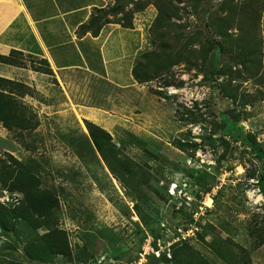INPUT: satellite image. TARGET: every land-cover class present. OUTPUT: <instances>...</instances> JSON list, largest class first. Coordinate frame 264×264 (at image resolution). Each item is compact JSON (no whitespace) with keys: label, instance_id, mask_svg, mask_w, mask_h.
<instances>
[{"label":"rangeland","instance_id":"rangeland-1","mask_svg":"<svg viewBox=\"0 0 264 264\" xmlns=\"http://www.w3.org/2000/svg\"><path fill=\"white\" fill-rule=\"evenodd\" d=\"M154 1L105 0L100 9L105 26L131 24L143 34L140 56L148 59L131 86L80 70L56 75L41 60L14 56L39 75L14 91L37 126L10 132L0 122V157L33 163L41 187L56 193L53 227L67 254L45 248L62 243L58 234L17 220L13 232L0 225V264H175L174 251L184 248L208 264H240L243 255L264 264V87L227 69L218 75L231 60L209 48L221 41L209 21L224 0L197 9L175 2L183 18L168 29L157 26ZM125 39L131 54L138 36ZM174 47L187 62L157 58ZM129 66L109 61L108 74L129 84ZM87 123L111 135L108 160ZM21 199L0 184V207Z\"/></svg>","mask_w":264,"mask_h":264},{"label":"trees","instance_id":"trees-1","mask_svg":"<svg viewBox=\"0 0 264 264\" xmlns=\"http://www.w3.org/2000/svg\"><path fill=\"white\" fill-rule=\"evenodd\" d=\"M178 1H154L158 9L156 20L158 27L164 29L177 27V24L173 20H182L183 18V15L180 14V10L175 4ZM191 1L197 9L204 0ZM100 13V10L95 11L88 24L80 29V34L92 33L95 37L100 34L103 27L108 23L104 22L103 16ZM116 13H118L117 10ZM263 21L264 0H224L218 7V10L211 14L209 28L215 35L221 38V41L210 42L209 48L215 54L217 46L219 52L224 56H228L231 60L229 65L222 66V71L218 73L219 76H227V69L230 74H234L236 77H249L260 88L264 87ZM123 28L133 29L131 24H125ZM176 48H172L173 51L170 49L167 53L158 55L157 58L168 59L170 62L173 60L170 64L172 67L187 62L185 50L181 49L180 52H176ZM15 55L24 56L21 53L13 52L10 57L0 56V62L14 66H23L22 63L14 61ZM144 58L148 59V55H139V60H136L133 68L135 80L140 79V72L144 71ZM210 58V55L205 54L203 60L206 62ZM40 62L50 67L46 60H41ZM234 68L235 72H232ZM3 84L9 87L8 92L3 90ZM24 88L25 85L23 83L0 78V122L10 132L30 131L37 126L33 122H30L26 116L25 106L15 98L16 93L14 91L21 92ZM226 93L229 98L234 101L236 100L234 93L228 91ZM21 94L22 96L25 95V93ZM239 118L235 116L234 120L239 121ZM87 128L97 152L105 160H108L109 152H113L110 147L112 142L111 135L93 123H87ZM8 157L9 159L0 157V184L4 190L20 194L22 199L14 208L0 207V218L2 214H5L7 217L4 220L0 219L1 228L7 232H13L15 231V221L24 220L35 229L48 228V234L51 237L56 234L59 235L61 231L53 227L57 209L59 208V198L56 193L41 187L37 170L31 166L33 163H24L10 155ZM259 236L264 243V229H262V234ZM59 237L62 243L45 247L47 250L48 248L50 249L52 255L67 254L63 248L64 237L61 235ZM243 252H245L244 249ZM43 256L45 258V255ZM241 259L242 263L240 264H252L249 255H243ZM174 262L175 264H208L202 257L196 256L186 248L182 249V251H174ZM236 264H239V262L236 261Z\"/></svg>","mask_w":264,"mask_h":264},{"label":"crops","instance_id":"crops-1","mask_svg":"<svg viewBox=\"0 0 264 264\" xmlns=\"http://www.w3.org/2000/svg\"><path fill=\"white\" fill-rule=\"evenodd\" d=\"M106 7L105 0H0V56L13 52L37 60H46L56 75L80 70L117 87L135 84L133 68L143 49L140 29L105 26L98 36L80 34L96 10ZM138 36L131 54L124 53L126 37ZM110 62L130 61L133 82L122 84L120 78L109 76ZM0 78L32 83L38 73L0 62ZM35 83V82H34Z\"/></svg>","mask_w":264,"mask_h":264}]
</instances>
